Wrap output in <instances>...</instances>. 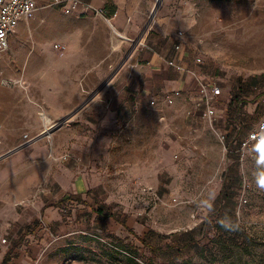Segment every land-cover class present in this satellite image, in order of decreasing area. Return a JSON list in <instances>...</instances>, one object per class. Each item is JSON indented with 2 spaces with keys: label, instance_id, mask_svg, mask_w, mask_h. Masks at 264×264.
I'll use <instances>...</instances> for the list:
<instances>
[{
  "label": "rangeland",
  "instance_id": "rangeland-1",
  "mask_svg": "<svg viewBox=\"0 0 264 264\" xmlns=\"http://www.w3.org/2000/svg\"><path fill=\"white\" fill-rule=\"evenodd\" d=\"M51 1L38 0L0 60V172L14 159L6 177L19 187L0 202V236L12 238L0 264L8 255L18 264L126 263L112 252L123 235L139 264H264V149L244 156L236 149L264 114L255 99L264 94V0H162L154 14L158 0H87L114 18L113 27L66 15ZM184 9L194 14L186 36L225 89L228 117L212 126L198 121L193 102L172 98L154 107L124 102L116 121L105 122L109 90L147 51L138 42L149 43L159 17ZM103 85L51 139L17 149L25 134L75 113ZM46 156L55 172L87 175L89 203L63 199L53 176L55 195L44 197ZM27 179L32 192L14 193Z\"/></svg>",
  "mask_w": 264,
  "mask_h": 264
},
{
  "label": "crops",
  "instance_id": "crops-1",
  "mask_svg": "<svg viewBox=\"0 0 264 264\" xmlns=\"http://www.w3.org/2000/svg\"><path fill=\"white\" fill-rule=\"evenodd\" d=\"M113 20L114 18H112V21ZM193 24H194V14L191 11H188L187 9L179 10L175 14H169V15L165 14L159 17V19L156 22V26L153 29V33L149 38V44L151 43V45H153L156 48L157 53L153 54L147 51H143V53L139 55L136 54L135 57H133L134 58V63L132 64L133 69L131 71L127 69L126 74L121 75L119 85L109 90L112 96L111 99L112 104L109 115L105 120V122H107L108 120L110 123L116 121L118 117L117 116L118 106H120L124 102L125 105H127L128 103L131 104L132 102V105H134L135 108H139V106L144 105V103L147 106L149 105L150 107H154L160 101L164 102L166 101L167 97H171L174 98L175 100L181 99L184 101L188 100L190 102H193L197 106L196 111L198 112L199 115L198 121H203L204 123H206L205 120L203 119L204 112L199 111L198 105L197 103H195L196 100L198 101V99L196 98V88H197L196 79L185 73L176 71L165 62V60H176L190 67L195 68V59L199 57L198 53L191 47V42L187 36L185 38H180L178 36V32L180 31L187 32V29H190V27L193 26ZM23 25L24 24H21L20 27H22ZM11 39H10V43H11ZM141 43L142 42H140V44ZM178 44L182 45V50L180 52H177L175 50V46ZM197 69H199L200 76L204 81L208 82L209 80H215L207 72V70L205 69V67H203V65L198 66ZM222 91L223 94L219 98V103H218L219 120L226 119L231 112L230 110L228 111L227 107L224 108L225 102L228 101V97L225 96L224 94L225 91L224 88L222 89ZM177 93H179V95H177ZM255 99L257 101L256 108L257 106H264V94L263 95L258 94L255 97ZM241 106H242L241 103H235L233 105V107L237 109H242ZM262 116L258 118L256 125L261 120ZM244 119H245L244 123L247 122L249 124L251 123V120L248 117L247 118L244 117ZM249 128L250 127L247 126L246 128H244V130L241 133L242 134L247 133L249 130L252 129ZM0 138L3 141V145L0 147L2 148L4 146V138L1 131H0ZM37 155L38 154L32 155L30 156V158H33L34 156L37 157ZM21 159L22 158H20V160ZM20 160H17V162H19ZM34 160L35 159H33V161ZM13 161L14 159H11V161H9L8 163L9 166L6 172H0V202H6V197H5L6 189L9 188L13 189L14 187L16 188L18 185L17 183H15L16 181H14V179L7 180L6 177V174L12 172L15 166V163ZM41 163L43 166L41 167V172L39 173L40 175L39 183L40 184L44 183L48 188V191L46 188L44 197L48 198L49 195L51 196L55 195L53 194L54 191H51V188L54 187L53 183H50L51 176H53V179L58 186L59 193L63 197L65 196L63 199L67 198L66 196H68V194L69 195L73 194L74 196L76 195L77 198L83 200L86 203L90 202L93 193H90L88 177L86 174H80L77 177L75 176L72 177L71 172L69 170H63L62 168H59L58 171L55 172L56 168L54 167V163L50 162L48 159L47 160L43 159ZM11 166L12 168H9ZM19 185L21 186L20 189H17L15 191L13 190V192L16 194H19L20 191L23 193H28L29 191L32 192V186H34L35 184L32 183V181L28 180L22 182ZM14 193H12L13 194L12 197L16 196ZM23 199L24 198L21 197L19 198V201L22 200L21 202L23 203ZM35 208L37 209V207ZM41 228L42 227L40 226V229ZM36 234L37 231L34 235ZM112 234H115V232H113ZM2 236L6 237L9 240V245L6 246L2 251V253H4L12 245V238H10L8 235L5 234H2ZM116 236H118L117 233ZM27 237H31V235ZM118 237L124 239L129 238V237H125V235ZM16 252L17 249H14V253ZM2 253L0 255H2ZM23 257L24 256H22V258ZM12 261H14V263L16 264L19 263L18 259L17 261L16 259L14 260L12 259ZM12 261H11V256L8 255L5 258L4 263L12 264Z\"/></svg>",
  "mask_w": 264,
  "mask_h": 264
},
{
  "label": "built area",
  "instance_id": "built-area-1",
  "mask_svg": "<svg viewBox=\"0 0 264 264\" xmlns=\"http://www.w3.org/2000/svg\"><path fill=\"white\" fill-rule=\"evenodd\" d=\"M50 6L60 8L66 15L102 18L113 27L112 17H108L105 10L98 8L87 0H52ZM38 8V0H0V59L9 50L11 37L18 31L21 24H26L35 17ZM178 36L180 38H185L186 32L180 31L178 32ZM140 42L138 44L148 52L153 54L157 53L156 48L153 45L146 43L145 41L141 44ZM136 47L137 46L135 45V48ZM64 48L65 46L61 44L56 45V49L59 52L63 51ZM175 50L180 52L182 50V45H176ZM165 62L176 71L185 73L196 79V98L198 99L197 105L199 111L204 112L203 119L205 122L213 126V123L219 118L218 103L223 91L217 81L209 80L206 82L201 78L200 71L197 67L203 65L202 59L199 57L195 59V68L176 60H165ZM177 95H179V93H177ZM171 100V97L166 98V101ZM43 116L44 118L46 117L45 115ZM66 122H64L63 119L55 120L48 127L44 126V130L36 135L32 136L30 133L25 134L22 143L17 149H22L36 142L38 139L47 137L50 130L54 132ZM221 140L224 142L225 137L221 136ZM2 145L3 141L0 138V147ZM224 149H228L225 144ZM236 149H239L238 152L242 156L246 155L249 149H264V114L254 128L241 135L236 145ZM8 245L9 240L4 236H0V253Z\"/></svg>",
  "mask_w": 264,
  "mask_h": 264
},
{
  "label": "trees",
  "instance_id": "trees-1",
  "mask_svg": "<svg viewBox=\"0 0 264 264\" xmlns=\"http://www.w3.org/2000/svg\"><path fill=\"white\" fill-rule=\"evenodd\" d=\"M108 17H112L108 12H107ZM116 240L120 243L119 245H113L114 252L118 256L125 257L126 263H123L120 259L114 258L116 264H139L136 259L133 257L137 253V249L130 245L129 243H125V240L121 238H116Z\"/></svg>",
  "mask_w": 264,
  "mask_h": 264
},
{
  "label": "water",
  "instance_id": "water-1",
  "mask_svg": "<svg viewBox=\"0 0 264 264\" xmlns=\"http://www.w3.org/2000/svg\"><path fill=\"white\" fill-rule=\"evenodd\" d=\"M162 2V0H158L157 1V3H156V5H155V8L153 9V14H154V12L157 10V6H159V4ZM104 86L105 85H103L97 92H95L89 99H88V101H86V103L82 106V107H80V109H78L75 113H73V114H71V115H69L68 117H66V118H62L63 119V121L64 122H66V121H69V120H71L74 116H76V114L78 113V112H80L84 107H86L103 89H104Z\"/></svg>",
  "mask_w": 264,
  "mask_h": 264
},
{
  "label": "bare ground",
  "instance_id": "bare-ground-1",
  "mask_svg": "<svg viewBox=\"0 0 264 264\" xmlns=\"http://www.w3.org/2000/svg\"><path fill=\"white\" fill-rule=\"evenodd\" d=\"M115 31H116V29H115ZM123 36V35H122ZM54 121H50V122H48V123H44L45 124V126L46 127H48L50 124H52ZM52 135H53V131H49V133L47 134V137L49 138V139H51L52 138Z\"/></svg>",
  "mask_w": 264,
  "mask_h": 264
},
{
  "label": "snow or ice",
  "instance_id": "snow-or-ice-1",
  "mask_svg": "<svg viewBox=\"0 0 264 264\" xmlns=\"http://www.w3.org/2000/svg\"><path fill=\"white\" fill-rule=\"evenodd\" d=\"M262 183H264V182H262Z\"/></svg>",
  "mask_w": 264,
  "mask_h": 264
}]
</instances>
